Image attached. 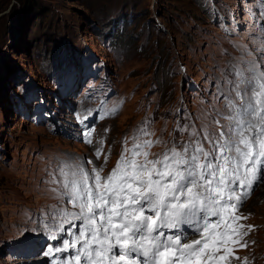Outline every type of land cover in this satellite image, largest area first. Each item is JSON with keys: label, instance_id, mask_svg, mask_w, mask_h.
<instances>
[{"label": "rangeland", "instance_id": "rangeland-1", "mask_svg": "<svg viewBox=\"0 0 264 264\" xmlns=\"http://www.w3.org/2000/svg\"><path fill=\"white\" fill-rule=\"evenodd\" d=\"M262 61L264 0H0V264H39L35 244L67 233L77 209L53 191L58 166L97 163L139 129H203L225 73ZM95 110L87 147L75 111ZM242 210L264 264V180Z\"/></svg>", "mask_w": 264, "mask_h": 264}, {"label": "snow or ice", "instance_id": "snow-or-ice-1", "mask_svg": "<svg viewBox=\"0 0 264 264\" xmlns=\"http://www.w3.org/2000/svg\"><path fill=\"white\" fill-rule=\"evenodd\" d=\"M261 63L259 75L255 64L225 73L231 87L217 97L224 109H213L207 125L193 128L188 142L154 155L145 150L154 142L144 139L125 149L107 174L92 160L69 159L58 166L53 191L68 198L77 211L67 214L80 221L73 264H222L227 259L218 244L228 243V233L220 232L219 239L214 233L221 223L227 229L229 210L238 211L253 185L264 180V100H253L264 95L255 91L264 80ZM77 134L92 143L88 130ZM87 164L93 167L86 170ZM183 224L193 226L197 238L189 239L180 230ZM165 229L176 232L168 235ZM63 250L67 245L58 249Z\"/></svg>", "mask_w": 264, "mask_h": 264}, {"label": "bare ground", "instance_id": "bare-ground-1", "mask_svg": "<svg viewBox=\"0 0 264 264\" xmlns=\"http://www.w3.org/2000/svg\"><path fill=\"white\" fill-rule=\"evenodd\" d=\"M38 256H39V255H38ZM39 257H40V259H42L41 256H39ZM33 261H35V263H37V262H38V258H34Z\"/></svg>", "mask_w": 264, "mask_h": 264}, {"label": "trees", "instance_id": "trees-1", "mask_svg": "<svg viewBox=\"0 0 264 264\" xmlns=\"http://www.w3.org/2000/svg\"><path fill=\"white\" fill-rule=\"evenodd\" d=\"M21 1H24V2H28L29 0H21ZM7 2V1H6ZM177 136V135H176Z\"/></svg>", "mask_w": 264, "mask_h": 264}]
</instances>
